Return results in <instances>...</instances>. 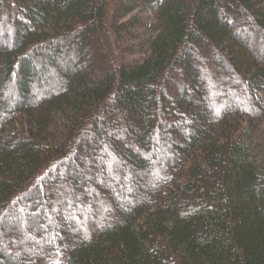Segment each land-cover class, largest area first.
<instances>
[{
	"label": "trees",
	"instance_id": "trees-1",
	"mask_svg": "<svg viewBox=\"0 0 264 264\" xmlns=\"http://www.w3.org/2000/svg\"><path fill=\"white\" fill-rule=\"evenodd\" d=\"M0 264H264V0H0Z\"/></svg>",
	"mask_w": 264,
	"mask_h": 264
},
{
	"label": "rangeland",
	"instance_id": "rangeland-1",
	"mask_svg": "<svg viewBox=\"0 0 264 264\" xmlns=\"http://www.w3.org/2000/svg\"><path fill=\"white\" fill-rule=\"evenodd\" d=\"M140 10H142L141 8H136L135 9V11H133L131 14H137L138 13V15H140ZM144 15V14H143ZM134 43H136V41H134ZM125 58H126V60H128V61H137V60H139L140 58H141V56H142V54H141V51L139 52V51H137L135 54H133V55H128V54H126V55H123ZM50 91V90H49ZM42 95V94H41ZM12 103V102H11Z\"/></svg>",
	"mask_w": 264,
	"mask_h": 264
}]
</instances>
